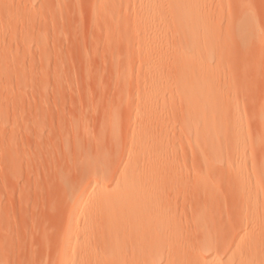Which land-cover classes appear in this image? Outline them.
I'll return each instance as SVG.
<instances>
[{
  "label": "rangeland",
  "instance_id": "obj_1",
  "mask_svg": "<svg viewBox=\"0 0 264 264\" xmlns=\"http://www.w3.org/2000/svg\"><path fill=\"white\" fill-rule=\"evenodd\" d=\"M170 4V0H0V264H55L67 217L73 214L64 210L73 187L69 183L83 178L84 173L78 174L83 163L111 151L107 142L112 136L121 155L128 156V148L141 142L153 151L157 166L168 171L165 179L189 182L191 202L184 204L185 189L178 184L166 182V190L170 200L185 209L179 226L191 230V248L204 242L200 233L204 226L216 242L212 255L229 248L230 256L233 242L228 229L230 224L245 228L242 212L247 206L244 202L240 207L243 204L233 199L235 188L220 163L225 154L201 157L195 149L202 143L197 134L207 125L196 117L198 100L191 104V129L185 126L188 115L172 53L189 44L178 36ZM196 4L193 14L215 28L224 57L211 56V68L222 69L206 76L204 84L212 86L223 77L216 81V89L237 105L243 131L238 155L252 170L264 158V135L259 130L264 127V0ZM241 6L255 17L257 35L252 45L243 47L232 26ZM200 30L191 26V51L202 44ZM200 70V65L191 66L194 74ZM150 100L157 105L146 108ZM142 114L148 116L144 122L134 119ZM145 131L152 134L144 143ZM227 142L229 146L232 138L228 136ZM227 153L231 162L238 159L230 150ZM111 173L106 179L113 187ZM253 178L254 191L244 199L249 207L260 208L262 177ZM257 215L264 224V212ZM82 225V221L71 225L73 242L84 236L74 234ZM254 238L262 252L264 232ZM96 255L112 260L108 252L99 250ZM255 260L264 264L260 254Z\"/></svg>",
  "mask_w": 264,
  "mask_h": 264
},
{
  "label": "bare ground",
  "instance_id": "obj_2",
  "mask_svg": "<svg viewBox=\"0 0 264 264\" xmlns=\"http://www.w3.org/2000/svg\"><path fill=\"white\" fill-rule=\"evenodd\" d=\"M196 2L197 0H170V13L179 30L178 36L189 44L172 53L178 75L179 95L188 115L185 126L191 129V104L198 100L196 117L205 120L207 125L197 134L199 140L202 138V143L196 144L195 149L201 157L217 151L225 154L220 163L228 172L229 182L235 188L236 196L233 195V199L236 197L234 200L237 203L239 200L240 204L245 202L247 206L242 212V222L246 229L242 226L235 228L234 224H230L228 231L233 242L230 256L226 255L229 248L212 255L216 242L211 231L204 226L200 230L205 236L204 242L191 248V230L189 227L185 229L179 226L180 219L186 215L185 209L182 207L180 210L177 203L170 200L168 196L171 194L166 190V182L169 185L178 184L185 189L182 198L184 204L191 202L189 182L181 177L165 179L168 171L157 166L153 151H149L141 142L128 148V156L121 155L117 151L118 145L113 142L116 138L112 136V131H108V134L115 138L109 137L111 142H107L108 146L111 144V151L95 154L96 157H93L96 159L93 162L77 166L80 172H74L79 175L84 173L83 178L79 180L77 175L79 178L75 179L78 182L74 179L73 183H69L73 184V187H69V193H72L70 198L69 193L64 191L68 199V202L63 199L67 202H63L66 204L64 210L67 209L73 214L67 217L68 224L64 229L61 251L55 264H255L258 254L264 256V250L261 252L258 249L257 239L254 238L257 232H264V224L259 222L257 215L260 211L264 212V205L260 208H256L257 205L249 207L248 201L244 199V196L249 193L251 195L254 191L252 183H257L254 176L262 177L261 184L264 188V158L252 170L245 168L246 163L243 157L238 155L237 149L243 133L237 105L234 101L225 100L216 89V81H222L223 77L215 80L216 84L213 82L212 86L204 84L206 76L222 69L220 66L211 68V56L216 53L219 55L218 59L224 57L220 49L221 44L216 40L215 28L205 18L193 14L198 9ZM254 18L249 8L241 6L236 18L232 19L235 39L242 47L252 45L257 40ZM191 26H195L196 30H200L199 27L202 29V44L192 51ZM192 65L201 66L198 74L191 71ZM156 105L154 100H150L146 102L145 107L152 108ZM147 118L144 114L134 117L140 122ZM259 130L264 135V127ZM151 134L145 131L141 141L145 143ZM228 136L232 138L229 146ZM226 150L227 154L230 150V155L238 158L234 163L227 157ZM107 156L111 157L110 160ZM213 167L211 170L214 171L216 166ZM211 170L208 168L206 174H210ZM99 171L103 174L99 175ZM110 172L113 173L112 178L115 177L113 187L109 186L106 179V174L110 175ZM80 176L82 177V174ZM64 179L66 181L67 178ZM65 185L64 188L68 183ZM262 199L264 201V191ZM87 201L88 205L83 208ZM238 206L237 204L236 207ZM242 206L244 204L240 205ZM200 217L202 216L196 217L200 220L198 223L202 222ZM78 221H82V229L79 232L76 230L74 234L76 237L84 236L81 240L73 242L69 236L72 233L71 225ZM99 250L108 252L112 260L98 258L96 253Z\"/></svg>",
  "mask_w": 264,
  "mask_h": 264
}]
</instances>
